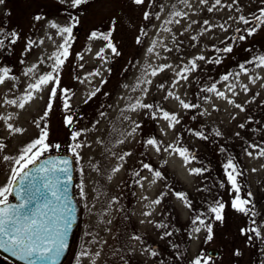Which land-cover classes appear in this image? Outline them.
Segmentation results:
<instances>
[{"label": "rangeland", "instance_id": "374dc122", "mask_svg": "<svg viewBox=\"0 0 264 264\" xmlns=\"http://www.w3.org/2000/svg\"><path fill=\"white\" fill-rule=\"evenodd\" d=\"M262 8L264 0H221L220 4L215 0H144L139 5L134 0H87L77 7L71 6V0H5L0 4V28L17 34L7 38L0 34L4 41L0 68L10 69L0 84V187L8 186L12 170L19 167L15 159L39 138L42 128L49 133V149L43 155L54 151L73 155L80 219L63 264H177V259L162 255L164 249L170 252L172 221L188 227L196 215L205 225L197 220L187 237V254L193 262L199 258L201 264L205 259L208 264H264V156L260 155L264 120L258 133L245 134L249 112L264 102V66L254 60L264 55V25L250 36L245 31L257 26L254 16H260ZM37 16L42 18L37 20ZM240 16L250 24L245 25ZM53 22L61 27L74 25L73 38L59 73L53 107L41 119L54 85L39 91L28 85L52 71L53 53L63 44L64 37L51 27ZM93 31L110 32L120 54L112 53L102 37L90 38ZM241 35L246 39L239 40ZM227 46L233 48L231 53L222 51ZM101 49L103 54L98 56ZM199 56L205 59H196ZM194 59L195 70L184 72ZM28 68L34 70L25 75ZM154 70L156 75H152ZM228 74L229 79L222 80ZM213 85L225 97L208 92ZM64 88L70 90L68 110L63 107ZM28 91L33 92V99L20 108ZM12 100L16 103H9ZM138 101L153 107L133 109ZM181 101L195 107L184 108ZM164 111L176 115L179 122L170 126ZM66 115L73 116V125L66 126ZM15 128L22 131L17 133ZM73 131H81L75 141ZM242 134L246 140L242 148L229 152L228 146ZM148 139H155L157 145H148ZM76 143L82 146L73 152ZM177 148L188 150L187 162ZM206 151L204 159L201 154ZM229 155L239 156L245 164L246 172L238 177L239 195L252 201L248 207L255 215L231 207L237 193L224 169ZM200 156L201 163L197 161ZM212 157L223 168V198L203 186L213 171ZM206 167L205 173L191 172ZM155 171L161 177H155ZM170 185L199 192L200 198L211 199L213 205L223 202V222L216 221L202 203L203 209L193 211ZM12 199L9 195L8 201ZM157 199L159 204L154 203ZM208 224L213 229L210 241L206 239ZM252 228L260 232L259 237L249 231ZM211 248L219 253L210 254Z\"/></svg>", "mask_w": 264, "mask_h": 264}, {"label": "snow or ice", "instance_id": "6c2138e0", "mask_svg": "<svg viewBox=\"0 0 264 264\" xmlns=\"http://www.w3.org/2000/svg\"><path fill=\"white\" fill-rule=\"evenodd\" d=\"M4 2L5 0H0V4H3ZM60 2L63 3L64 0H60ZM86 2L87 0H71V6L77 7ZM134 2L139 5L142 4L144 0H134ZM202 2H207V0H202ZM215 2L216 4H220L221 0H215ZM209 11H211V9H209ZM260 13V16H254V19L257 21V26L249 27L245 30L249 36L255 34L260 25H264V8L260 9ZM175 15L179 16L181 13L177 12ZM41 18L42 17L39 16L35 17L37 20ZM147 18L148 13L146 12L145 19ZM72 19L75 20V18ZM239 19L243 21L245 25L250 24V21L244 16H240ZM78 22L79 21L76 20V23ZM204 23L207 24L208 22L205 21ZM51 27L57 28L60 35L64 37L63 44L59 46L60 50L53 53L55 62L52 66V71L44 75H40L35 83H30L28 85V88L33 91H39L43 86L50 83L54 85L50 89L49 103L47 104L44 116L41 117V119H45L53 107L51 101L56 97L57 88L60 86L59 73L69 56V47L71 46V40L73 38L72 34L74 25L61 27L53 22ZM0 34L4 35L5 38L8 36H17L15 32L4 33L2 28H0ZM101 37L103 40L108 41L107 48L111 49L112 53L116 55L120 54L115 45L111 42L110 32L107 34H98L96 31H93L90 34V38ZM244 39H246L244 35L239 37V40ZM137 42L139 43V39ZM12 43H15V39L12 40ZM3 46L4 41L0 40V47ZM217 50L220 51V49ZM148 51L151 52L152 49L149 48ZM222 51L225 53H231L233 48L231 46H227L223 48ZM102 54L103 49L97 53L98 56ZM196 59L204 60L205 57L199 56ZM254 60L259 62L257 66H264V55H259L255 57ZM215 62L219 63L220 61L217 59ZM196 66V60L194 59L191 62V67L189 68L185 66L183 71L188 72L195 70ZM239 67L245 72L248 71L244 64H240ZM33 70V68H28L25 75L33 72ZM9 72L10 69L7 67L0 68V73H2V75H0V84H3L5 79L9 77ZM96 74L98 75L99 73ZM152 75H156L155 70L152 72ZM178 75L181 74L178 73ZM229 75L230 74L224 75L222 80L227 81L229 79ZM12 78L15 79V77ZM183 78L187 79V76H184ZM125 87H127V85H125ZM69 91L70 90L67 88L62 89L64 95L63 107L65 110H68L70 107L68 103ZM207 91L216 92L218 96L225 97L224 92H217L215 85L208 88ZM91 95L95 96L96 92H93ZM169 95H172V93H169ZM31 99H33V92H26L25 96L21 98L19 107L24 108L25 104ZM177 99L179 98L177 97ZM9 103L15 104L16 100L9 101ZM181 104L184 108L195 107V105H190L188 103H184L183 101H181ZM236 106L240 107V105ZM131 107L133 109L137 107L151 109L153 105L143 104L138 101L137 104L132 105ZM163 118L170 122V126H172L173 123L179 122L176 115L169 114L167 111L163 112ZM65 124L66 126L73 125L72 115L65 116ZM8 127L12 128V125H9ZM240 127L243 128L244 125H240ZM14 131L19 133L22 129L15 128ZM48 135L49 133L47 128H42L39 138L33 140L23 148L22 154L15 159V163L19 165V167L12 170L8 186L0 187V205H5L0 207V249L10 252L13 256L18 257L20 260L26 261L27 264H57V261L68 247V236L75 220V209L69 195V182L72 179L70 161L68 159L48 160L37 167L29 168L30 165H36L37 161L44 154V152L49 149V144L46 143ZM195 135L206 139L202 132H196ZM216 135H220V133L217 132ZM80 136L81 131L72 132V139L74 141ZM146 143L148 145H157V141L155 139H148ZM81 146L82 145L80 143H76L73 148V152ZM0 147H3V145H0ZM56 147L59 148L60 145H56ZM253 147H255V145H253ZM34 149L36 151H33ZM157 151H159V147H157ZM176 151L184 157L186 162L189 160V153L187 149L177 148ZM221 151H223V149H221ZM247 154L249 156L252 155L251 152H248ZM128 155H130V153H128ZM260 155L264 156V148L260 149ZM3 159L8 160L9 157L5 156ZM121 159H123V157H121ZM22 161L23 163H21ZM143 167L149 169L150 171L152 170L149 164H144ZM26 169L27 171H25ZM224 169L232 190L237 193L232 200L231 207L246 215L250 212L252 215H255L256 213L248 207L252 201L250 199H244L241 195H239L241 186L238 183V177L241 173L237 170V165L233 163L231 157H229L227 163L224 164ZM115 170L118 171L119 169ZM203 171H206V169L197 168L191 170L192 173L196 174ZM253 171H255V169H253ZM154 175L155 177H161V172L155 171ZM13 185L17 186L13 188ZM13 194L19 201V203L14 205L8 203L9 195ZM175 195L190 207V203L187 201L185 193L178 192ZM251 195V192H249L248 196L250 197ZM154 203L159 204L160 199L155 200ZM225 207L226 205L219 200L215 201L214 205L210 207V212L214 214V219L216 221L223 222ZM197 220H199L201 225H205V221L200 219L199 216L193 220V224H195ZM206 230L208 233L206 239L210 241L213 239V229L211 224L206 225ZM195 231L199 232L200 228L197 227ZM241 231L242 233L245 232L244 229ZM249 231L254 232L257 237L260 236V232L255 228H252ZM166 235H171V233H166ZM135 238L139 239V237ZM151 254L153 256L157 255L155 251ZM81 255H87V253L82 252ZM193 264H201V259H195ZM204 264H208L207 259L204 260Z\"/></svg>", "mask_w": 264, "mask_h": 264}, {"label": "trees", "instance_id": "16d2710c", "mask_svg": "<svg viewBox=\"0 0 264 264\" xmlns=\"http://www.w3.org/2000/svg\"><path fill=\"white\" fill-rule=\"evenodd\" d=\"M256 111L254 112H249L245 123L249 126L246 127L245 134H251V133H258L259 131V125L262 123V120H264V102L261 104H258L256 107ZM245 136L243 134L238 138V141H233L232 146H228L229 152L231 151H238L242 146L244 145L245 142ZM206 152H203L201 155L203 156L204 159H206ZM212 152V151H211ZM214 154V152H212ZM200 156L197 161L199 163L202 162ZM231 157L232 161L234 164L237 165V170L240 173H245L246 168L243 160L237 156V155H229L228 158ZM211 159L214 160V157ZM215 160L211 164L213 166V171L210 173L208 177H206L207 182L203 185L205 186L206 190H211V192H214V195L216 197H222L223 198V184H222V178H223V168L219 165L218 167L215 165ZM223 166V165H222ZM209 168L206 167V171H208ZM206 171H203L204 173ZM163 174V173H162ZM165 178V177H164ZM165 181H167V178H165ZM168 184V182H167ZM177 185V184H175ZM170 189L174 194L178 192H182L186 194L187 201L190 203V207L193 209V211L196 210H201L203 209L204 206H206V210L210 209L213 204L211 203V199L206 198L204 199L203 197L200 198L199 192L192 193L190 190H187L185 188H180L176 186L170 185ZM215 197V198H216ZM196 199V200H195ZM210 201V202H209ZM201 203L204 206H200ZM170 214L169 209H168V215ZM198 215L194 216L193 219L190 220L188 227L185 224H180L177 219L172 221V232H173V237L170 239L171 241L167 244V247H170L169 250L170 252H167L166 249L165 253L162 254L164 257L168 258L171 256L174 259H177V264H193L192 259L188 256L187 251H188V238L191 234V226H193V220L197 217ZM171 217V215H170ZM172 218V217H171ZM174 226V227H173ZM174 256V257H173Z\"/></svg>", "mask_w": 264, "mask_h": 264}, {"label": "water", "instance_id": "95a60500", "mask_svg": "<svg viewBox=\"0 0 264 264\" xmlns=\"http://www.w3.org/2000/svg\"><path fill=\"white\" fill-rule=\"evenodd\" d=\"M62 159H68L70 161V170H71V181L69 182V195L71 197L72 205L75 209V220L73 222L72 229L68 236V247L65 249L64 253L61 255L59 260L57 261V264H63L70 252L74 236L79 224L80 219V206L76 197V191H75V181H76V171H75V160L73 155L70 152L66 151H54L49 152L43 156L40 157V159L37 161L36 165H30L29 168L37 167L40 164L45 163L48 160H62ZM62 166V165H61ZM27 171V169L25 170ZM17 185H13V188ZM13 199L8 201L9 204H17L19 203L18 199L13 194ZM42 203V202H41ZM5 205H0V207H3ZM209 253L212 255H217L219 251L216 248H211L209 250ZM13 261L18 264H27L26 261L20 260L18 257L13 256L10 252L5 251L4 249H0V264H8V261Z\"/></svg>", "mask_w": 264, "mask_h": 264}]
</instances>
